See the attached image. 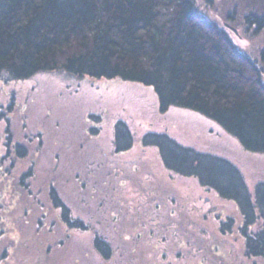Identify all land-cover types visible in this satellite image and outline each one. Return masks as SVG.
Masks as SVG:
<instances>
[{
    "label": "rangeland",
    "instance_id": "rangeland-1",
    "mask_svg": "<svg viewBox=\"0 0 264 264\" xmlns=\"http://www.w3.org/2000/svg\"><path fill=\"white\" fill-rule=\"evenodd\" d=\"M246 2L196 0L208 19L225 28L241 50L256 57L264 47V33L243 24ZM117 120L124 122L132 135L131 147L119 153L113 146ZM94 127L96 134L91 131ZM147 131L163 132L180 144L233 160L250 188L264 179V153L246 151L235 137L196 111L170 106L162 113L151 86L118 77H77L62 70L41 71L24 79L1 75L0 217L3 222H15L21 234L34 230L28 242L11 247L8 245L15 243L9 237L0 239V254L7 246L9 255L1 264H107L92 255L90 233L78 230L70 232L65 243L57 241L67 230L60 225L59 210L50 201V186L76 211H97V203L104 201L116 224L141 233L134 248L142 257H148L153 244L160 252L165 245L172 247L175 264H261L259 259L244 258L243 238L237 231L241 218L235 204L200 187L193 177L164 169L157 148L141 144ZM18 143L26 146L27 156H17L14 146ZM28 171L21 182L20 177ZM153 201L160 204L156 212ZM118 202L123 206H117ZM154 213L159 222H148ZM143 215L147 222H142ZM227 216L236 222L231 232L224 233L219 221ZM172 219L174 222H169ZM201 226L208 227L210 233L199 230V237H209H192L191 243L204 245L203 256L189 254L187 258L185 241ZM179 250L182 258L176 257Z\"/></svg>",
    "mask_w": 264,
    "mask_h": 264
},
{
    "label": "trees",
    "instance_id": "trees-1",
    "mask_svg": "<svg viewBox=\"0 0 264 264\" xmlns=\"http://www.w3.org/2000/svg\"><path fill=\"white\" fill-rule=\"evenodd\" d=\"M246 1L243 24L264 33V1ZM50 70L151 86L162 113L170 106L196 111L235 137L246 151L264 153V47L256 57L241 50L225 28L198 9L196 0H0V76L24 79ZM114 128V152L129 149L128 126L117 120ZM91 131L98 133L97 127ZM6 140L8 148L10 136ZM141 144L157 148L167 171L193 177L200 187L233 202L241 218L237 231L243 238L244 258L264 264V179L250 188L233 160L180 144L163 132H145ZM14 148L18 157L27 156L23 144ZM29 174L25 172L20 181ZM48 195L67 230L58 242L65 243L70 232L79 230L91 234L92 255L101 262L175 264L169 246L160 252L151 244L146 258L136 254L141 233L116 224L104 201L97 203L101 210L76 211L56 188L50 186ZM2 220L0 239L6 236L15 243L8 247L32 237L33 229L21 234L15 222ZM219 222V230L226 233L236 221L227 216ZM7 227L10 230L5 232ZM192 231L188 241L199 237L198 229ZM188 241L184 255L203 256L204 245ZM8 247L0 254V264L9 259ZM176 255L182 258L183 252Z\"/></svg>",
    "mask_w": 264,
    "mask_h": 264
},
{
    "label": "flooded vegetation",
    "instance_id": "flooded-vegetation-1",
    "mask_svg": "<svg viewBox=\"0 0 264 264\" xmlns=\"http://www.w3.org/2000/svg\"><path fill=\"white\" fill-rule=\"evenodd\" d=\"M147 194V193H146ZM152 204V207H153V210H155V212H156V210H159L160 209V204H159V202H156V201H154L153 203H151ZM154 206H157V209H155L154 208ZM171 215H172V213H171ZM175 220L178 222V219H176L175 218ZM175 221V222H176ZM142 222H147L146 220H145V215H143V221ZM148 222H159L158 221V218H157V213H154V214H151V216L150 217H148ZM169 222H174V219H172V220H170ZM180 222H181V220H180ZM190 224H192V222H189ZM150 227H153V226H151L150 225ZM189 230H191V227L189 226ZM198 230H205V231H207L208 232V234L210 233V230L208 229V227H205V226H201V227H198L197 228ZM190 234H192V236H193V231H192V233H190ZM209 236H204V235H201V237H197L198 239H201V240H203L202 238H208ZM190 240H192V238L191 239H189V241ZM192 243H193V241H192ZM165 246H168V245H165ZM170 248V247H169ZM172 248V247H171ZM170 248V249H171Z\"/></svg>",
    "mask_w": 264,
    "mask_h": 264
},
{
    "label": "water",
    "instance_id": "water-1",
    "mask_svg": "<svg viewBox=\"0 0 264 264\" xmlns=\"http://www.w3.org/2000/svg\"><path fill=\"white\" fill-rule=\"evenodd\" d=\"M229 26V25H228ZM230 28H232L231 26H229ZM234 31H235V29L234 28H232Z\"/></svg>",
    "mask_w": 264,
    "mask_h": 264
}]
</instances>
